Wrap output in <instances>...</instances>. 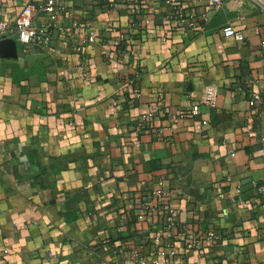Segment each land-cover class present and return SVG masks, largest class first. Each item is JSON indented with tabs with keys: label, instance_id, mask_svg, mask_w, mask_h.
I'll list each match as a JSON object with an SVG mask.
<instances>
[{
	"label": "crops",
	"instance_id": "obj_1",
	"mask_svg": "<svg viewBox=\"0 0 264 264\" xmlns=\"http://www.w3.org/2000/svg\"><path fill=\"white\" fill-rule=\"evenodd\" d=\"M137 2L61 0L57 49L0 54V264H264V0Z\"/></svg>",
	"mask_w": 264,
	"mask_h": 264
},
{
	"label": "built area",
	"instance_id": "obj_2",
	"mask_svg": "<svg viewBox=\"0 0 264 264\" xmlns=\"http://www.w3.org/2000/svg\"><path fill=\"white\" fill-rule=\"evenodd\" d=\"M9 0H0V39L7 37H12L13 34L16 35L15 40L21 45V47L28 51L31 47L37 46L42 49L41 53H52L57 46L55 44V33L59 32L61 35L66 32L65 25L62 18V3L61 0H43L39 6L33 4H28L23 7L21 12L16 16L15 20L12 22L6 16V3ZM138 0H130L132 5L130 10L136 12ZM172 0H166V2L171 3ZM211 3L214 7L219 8L223 4V0H206ZM262 2V0H259ZM183 16V11H180L179 18ZM43 18V20H42ZM184 20V18H181ZM224 33L227 36H235L238 40H243L244 35L241 31L236 30L233 26H226ZM118 44V43H117ZM264 46V41H263ZM81 50V47H77ZM82 77L85 79L91 78L87 71L82 73ZM137 94L140 93V89H137ZM161 95L159 99H161ZM162 101V100H160ZM159 104L153 105L147 114L141 116L142 122L151 118L155 112L159 109L161 102ZM249 104L251 108L259 113H264V91L263 92H252L249 98ZM199 110V106L195 105L191 113L195 114ZM142 126V123H139ZM234 154V153H232ZM154 195L161 200H165L170 195L169 191L164 190L159 187L155 190ZM169 222L172 223V217L169 218ZM201 242V237L190 238L189 246L199 244ZM176 254V248L172 247L169 251L168 256L161 260L154 262L153 264H173V256ZM132 255L135 257V264H151L149 261V256L143 254L140 250H134Z\"/></svg>",
	"mask_w": 264,
	"mask_h": 264
},
{
	"label": "water",
	"instance_id": "obj_3",
	"mask_svg": "<svg viewBox=\"0 0 264 264\" xmlns=\"http://www.w3.org/2000/svg\"><path fill=\"white\" fill-rule=\"evenodd\" d=\"M18 50V44L15 39L11 37L0 39V54L8 57H17L19 52ZM37 50L42 52V49L37 46L31 47L32 54H35ZM252 190H254L253 186L242 187L241 189L245 195V198H248V196H253Z\"/></svg>",
	"mask_w": 264,
	"mask_h": 264
}]
</instances>
